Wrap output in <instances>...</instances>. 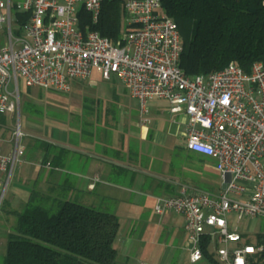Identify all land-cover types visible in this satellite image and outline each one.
I'll list each match as a JSON object with an SVG mask.
<instances>
[{
    "label": "built area",
    "instance_id": "obj_1",
    "mask_svg": "<svg viewBox=\"0 0 264 264\" xmlns=\"http://www.w3.org/2000/svg\"><path fill=\"white\" fill-rule=\"evenodd\" d=\"M101 2L0 0V31L5 36L0 47V113L19 111V78L28 87L69 92L74 80H87L95 69L103 79L117 77L139 101L142 123L149 121L148 101L166 100L171 113L187 115L186 147L215 161L222 187L209 193L182 186L177 195L157 197L154 212L183 216L191 264L202 260L204 234L217 243L221 264H251L264 244L243 241L234 224L264 215V63L254 62L249 72L231 62L207 74L187 75L179 65L177 23L160 0H125L126 29L116 44L80 27V10L95 23ZM19 13L27 15L22 23ZM23 136L15 128L12 150L0 151V200L24 155Z\"/></svg>",
    "mask_w": 264,
    "mask_h": 264
},
{
    "label": "crops",
    "instance_id": "obj_2",
    "mask_svg": "<svg viewBox=\"0 0 264 264\" xmlns=\"http://www.w3.org/2000/svg\"><path fill=\"white\" fill-rule=\"evenodd\" d=\"M123 91L131 97L124 85ZM117 92L118 87L113 86L100 93L101 97L112 96L113 102L108 101L106 107L101 105L104 108L100 110H87L90 120L86 125L57 120L52 126L27 123L36 132H23L24 136H32L42 143L24 145V155L28 156L27 152L34 154L15 165L14 176L11 175L15 182L12 188L18 187L16 191L25 202L31 192L36 191L39 199L48 205L58 200H70L115 214L120 223L115 245L122 263L191 264L183 216L171 211L157 215L153 205L157 197L179 194L182 186L188 191L217 193L222 180L215 161L186 147L187 115L171 113L166 100L148 101L149 121L142 123L139 101L131 97L137 103L130 104ZM128 103L135 108L129 109ZM34 113L43 114L40 109ZM11 150L10 146L6 153ZM162 151L171 155L177 151L184 155L178 159V174L171 176V164L156 159ZM31 172H36L35 177L31 178ZM30 182L34 186H30ZM237 231L240 232L238 228ZM240 233L243 241L252 243L245 233ZM260 235L264 237L263 233H257L254 243L257 244ZM145 238L151 247L147 251ZM261 244H264V238ZM217 246L215 241L211 242L209 250L218 261ZM132 247H135L133 257L149 258L129 261ZM200 264L209 263L201 260Z\"/></svg>",
    "mask_w": 264,
    "mask_h": 264
},
{
    "label": "trees",
    "instance_id": "obj_3",
    "mask_svg": "<svg viewBox=\"0 0 264 264\" xmlns=\"http://www.w3.org/2000/svg\"><path fill=\"white\" fill-rule=\"evenodd\" d=\"M163 11L181 35L180 67L187 75L207 74L231 62L249 72L264 63V0H160ZM125 0H102L93 23L85 10L80 27L99 32L116 44L126 29ZM19 23L26 14H16ZM32 191L21 211H14L15 226L6 234L0 264H127L116 249L118 217L70 200L46 205ZM1 206V204H0ZM263 235L257 244L263 243ZM211 239L202 235V260L219 264L209 250ZM251 264H264V251Z\"/></svg>",
    "mask_w": 264,
    "mask_h": 264
},
{
    "label": "rangeland",
    "instance_id": "obj_4",
    "mask_svg": "<svg viewBox=\"0 0 264 264\" xmlns=\"http://www.w3.org/2000/svg\"><path fill=\"white\" fill-rule=\"evenodd\" d=\"M24 36V34H23ZM5 45V36L3 31H0V47ZM95 84V85H94ZM72 88L69 92H60L54 89H40L37 87H28L24 84L21 78L18 79V101H19V111L15 112H4L0 113V151L2 153H6L7 148L11 146L13 148L14 139H13V131L15 128L19 127L22 132H28L31 134H35V130L27 123L35 124H43L52 126L55 120L58 122H67L71 124L72 122H80L83 125H86L87 121L90 120L87 114V110L90 108L94 109L101 108L102 106L107 105V102H113V97H101L100 93L105 90H109L113 86L118 87V94L125 96L127 101L130 104H136L137 101L135 99L129 98L124 94L123 85L119 81L117 77H112L111 80H104L101 74L95 69L92 71L90 77L86 81L76 80L72 84ZM95 86V87H94ZM9 91H14V83L11 82L9 85ZM110 92V91H109ZM11 100L13 98L11 97ZM98 100L100 103H98ZM129 105V109L135 108L134 105ZM112 105V104H111ZM36 109H40L42 111V115H36L34 112ZM21 144L25 145L26 143H37L40 144L42 141L35 139L32 136H23L20 140ZM29 154V155H28ZM34 154V153H33ZM33 154L27 152L21 159L30 158ZM161 156V158L159 157ZM182 153L177 151L172 152L171 154H166L164 151L158 153L156 159L171 164L170 166V175H176L179 171V161L178 159L184 158ZM179 157V158H178ZM147 158L150 159L149 154ZM148 159V160H149ZM170 161V162H169ZM25 166V165H24ZM13 170L12 177L14 176ZM31 178L35 177L36 172L29 173ZM13 178H11L10 183L7 185L4 195L0 200V262L3 259L5 254V240L6 234L8 231L15 226V216L13 215L14 211H21L24 207L25 200L20 198V195L16 191V189L12 188L15 182H12ZM20 185H24V183L20 181H16ZM30 186H34L33 183L30 182ZM22 201L24 203H22ZM24 204V205H22ZM45 204V203H44ZM48 205V204H46ZM229 220L233 219V214L227 216ZM123 224V223H122ZM237 228L240 232L246 234L247 239L254 243L255 237L257 233L264 234V215H259L255 218H244L239 221L237 224ZM161 231L158 233L160 234ZM149 240L147 238L144 239V247L146 251L151 247L149 245ZM131 257H129V261L133 260H143L149 257H133L134 248L132 247ZM118 258H121L120 255ZM200 264V262L195 263Z\"/></svg>",
    "mask_w": 264,
    "mask_h": 264
}]
</instances>
